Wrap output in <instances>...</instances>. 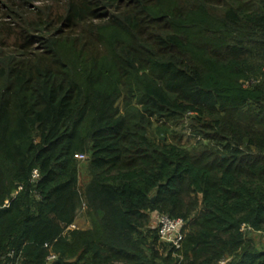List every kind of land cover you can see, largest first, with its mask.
Segmentation results:
<instances>
[{
  "label": "trees",
  "instance_id": "16d2710c",
  "mask_svg": "<svg viewBox=\"0 0 264 264\" xmlns=\"http://www.w3.org/2000/svg\"><path fill=\"white\" fill-rule=\"evenodd\" d=\"M255 235L264 0H0V264H264Z\"/></svg>",
  "mask_w": 264,
  "mask_h": 264
},
{
  "label": "built area",
  "instance_id": "2783aa9c",
  "mask_svg": "<svg viewBox=\"0 0 264 264\" xmlns=\"http://www.w3.org/2000/svg\"><path fill=\"white\" fill-rule=\"evenodd\" d=\"M78 158L83 159V155H77ZM38 173L36 170L32 171V178H36ZM184 221L181 218H172L166 214H158L156 216V227L160 238L170 243L175 249L180 247L181 240L183 238V228ZM74 227V225H71ZM54 256H50L49 259ZM224 261H221L220 264H223Z\"/></svg>",
  "mask_w": 264,
  "mask_h": 264
},
{
  "label": "rangeland",
  "instance_id": "374dc122",
  "mask_svg": "<svg viewBox=\"0 0 264 264\" xmlns=\"http://www.w3.org/2000/svg\"><path fill=\"white\" fill-rule=\"evenodd\" d=\"M41 1L42 0H33L34 4H39V3H41ZM81 180H83V177ZM154 217H155V219H154L153 224L156 225V216H154ZM78 220H79V221H77L78 225H81L82 224L81 219L79 218ZM254 238H255V241L257 242L258 246H260V244L264 242V235H262V236L255 235Z\"/></svg>",
  "mask_w": 264,
  "mask_h": 264
}]
</instances>
